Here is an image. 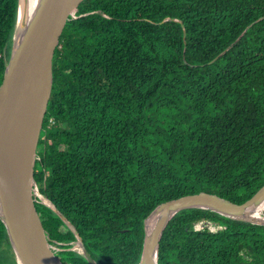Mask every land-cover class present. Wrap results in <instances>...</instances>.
I'll return each instance as SVG.
<instances>
[{
    "label": "trees",
    "instance_id": "trees-1",
    "mask_svg": "<svg viewBox=\"0 0 264 264\" xmlns=\"http://www.w3.org/2000/svg\"><path fill=\"white\" fill-rule=\"evenodd\" d=\"M16 10L0 0V84ZM74 16L54 51L33 179L97 264H137L159 204L204 192L239 205L264 185V0H84ZM35 209L51 245L70 248L60 218ZM0 264H15L1 222ZM158 264H264V227L182 211Z\"/></svg>",
    "mask_w": 264,
    "mask_h": 264
},
{
    "label": "water",
    "instance_id": "water-1",
    "mask_svg": "<svg viewBox=\"0 0 264 264\" xmlns=\"http://www.w3.org/2000/svg\"><path fill=\"white\" fill-rule=\"evenodd\" d=\"M83 1L38 0L28 15L27 0H17L10 55L0 84V222L15 264H63L56 256L60 249L51 245L42 227L36 203L50 208L73 233L75 241L67 251L80 255L87 264H97L71 223L39 194L33 179L38 140L52 90L54 51L66 23L75 18ZM165 21L177 22L164 19L162 23ZM40 197L45 201H40ZM262 205L264 185L239 205L204 192L159 204L143 220L142 249L137 264H158L162 234L182 211L204 210L231 221L264 227V208L260 217L256 215Z\"/></svg>",
    "mask_w": 264,
    "mask_h": 264
},
{
    "label": "bare ground",
    "instance_id": "bare-ground-1",
    "mask_svg": "<svg viewBox=\"0 0 264 264\" xmlns=\"http://www.w3.org/2000/svg\"><path fill=\"white\" fill-rule=\"evenodd\" d=\"M37 1L38 0H27V2L25 4V9H26L28 15L32 12L34 7L36 6ZM263 208H264V205H262L261 207L258 208V210L256 211L257 216L260 217L262 215Z\"/></svg>",
    "mask_w": 264,
    "mask_h": 264
},
{
    "label": "rangeland",
    "instance_id": "rangeland-1",
    "mask_svg": "<svg viewBox=\"0 0 264 264\" xmlns=\"http://www.w3.org/2000/svg\"><path fill=\"white\" fill-rule=\"evenodd\" d=\"M37 200H38V199H37ZM44 200H45V199H43V198L40 197V201L44 202ZM206 227H207L210 231H215L214 226L207 225ZM198 228H199V227H198ZM198 228L196 227V229H198Z\"/></svg>",
    "mask_w": 264,
    "mask_h": 264
},
{
    "label": "flooded vegetation",
    "instance_id": "flooded-vegetation-1",
    "mask_svg": "<svg viewBox=\"0 0 264 264\" xmlns=\"http://www.w3.org/2000/svg\"><path fill=\"white\" fill-rule=\"evenodd\" d=\"M62 251H67V249H60V251H58V252H62Z\"/></svg>",
    "mask_w": 264,
    "mask_h": 264
},
{
    "label": "built area",
    "instance_id": "built-area-1",
    "mask_svg": "<svg viewBox=\"0 0 264 264\" xmlns=\"http://www.w3.org/2000/svg\"><path fill=\"white\" fill-rule=\"evenodd\" d=\"M219 229H221V228H219V227H215V231H216V230H219ZM212 232H214V231H212Z\"/></svg>",
    "mask_w": 264,
    "mask_h": 264
}]
</instances>
